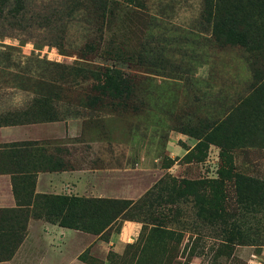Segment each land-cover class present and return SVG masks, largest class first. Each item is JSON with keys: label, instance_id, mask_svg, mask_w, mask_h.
<instances>
[{"label": "rangeland", "instance_id": "obj_1", "mask_svg": "<svg viewBox=\"0 0 264 264\" xmlns=\"http://www.w3.org/2000/svg\"><path fill=\"white\" fill-rule=\"evenodd\" d=\"M62 3L34 0L30 9L48 13ZM138 3L107 0L95 33L86 2V10L66 18L62 51L38 44L45 38L38 32L0 30V49L19 47L18 39L2 35L13 34L29 40L18 55L78 70L65 100L55 102L58 121L35 123L61 128L38 142L56 149L45 153L43 171L72 173L57 177L55 192L46 185L44 193L34 191L41 197L25 200L4 230L12 235L19 225L25 238L30 219L67 230L45 242L58 251L55 264H264V204H258L264 191V9L245 5L246 22L254 17L260 27L248 31V47L241 48L210 39L202 0ZM99 34L100 53L91 62L79 59L78 49ZM13 59L9 72L51 73L46 65ZM92 67L133 76L131 102L140 110L116 109L113 101L88 108L79 71ZM92 73L89 84H99L98 71ZM18 87L0 80L3 109L21 110L29 102L32 95ZM55 196L73 203L57 199L49 208Z\"/></svg>", "mask_w": 264, "mask_h": 264}, {"label": "trees", "instance_id": "obj_2", "mask_svg": "<svg viewBox=\"0 0 264 264\" xmlns=\"http://www.w3.org/2000/svg\"><path fill=\"white\" fill-rule=\"evenodd\" d=\"M63 3L59 7H54L48 13L44 12H33L30 9V5L34 3V0H0V30L8 32H20V35H24L30 32H38L45 37L48 41L42 39L38 44L52 46L57 49H62L65 47V32L67 31V19L71 18L73 14L79 9L86 10V2H89L90 7L93 10L94 15H92L93 23L98 26L95 33L101 30V24L104 19V7L107 4V0H61ZM138 1L134 0L135 4H139ZM202 8H204L205 15L207 18L204 20L208 22L210 28V39L214 42L220 44V46H238L241 48L248 47L247 35L248 31L251 29H259L260 25L255 22L253 17V23L251 21L248 23L245 20L244 9L245 5L254 4L255 7H260L264 9V0H202ZM143 5V3L141 4ZM252 20V19H251ZM211 24V25H210ZM205 29V26L202 27ZM10 38L18 39L19 47L12 45H6L3 49H0V80L2 82H13L22 91H26L32 95L29 102L21 110H6L2 108V102H0V127L4 126H21L29 125L40 122H55L58 121V110L60 106L55 104L56 101L65 100V95L68 90L65 87L71 85L70 79L76 74L78 70L74 68L62 65L58 63L48 62L46 60L39 59L38 57H25L23 55H18L20 53L19 49L24 46L28 39H21L20 36L5 35ZM45 35V36H44ZM206 41V39H203ZM101 51V34L99 37L93 38V40L86 41L78 49V57L83 61L91 62V58L96 56ZM13 58H24L27 62L35 63L38 66L40 64L46 65L47 68L51 70L49 75L45 73H39L31 69L26 71H13L9 72L11 69L10 63L14 61ZM10 66V67H9ZM87 68H89L87 66ZM83 70V69H80ZM92 70L98 71V75L101 76L99 84L92 85L89 84L88 75L92 77L94 74ZM83 73L81 76L82 80L87 84L86 91L87 94L82 99L84 104L93 109H100L106 106V102L113 101L117 102L116 105H111L116 107V109L121 110H131L136 113L139 111V107L134 102H131L136 98L135 88L136 81L133 76H126L117 69H109L98 67L91 68L90 70L79 71ZM264 78V77H263ZM260 80V79H259ZM259 82L255 85L257 86ZM264 84V83H263ZM260 85V84H259ZM258 85V86H259ZM91 93V95H90ZM65 112V111H64ZM66 114V113H63ZM223 115L219 116L215 125L219 129L223 123ZM35 144L29 143H14L7 145L6 149H9L10 156H28L32 153V147ZM199 147L201 144L199 143ZM46 165V163H44ZM60 165L53 166L51 168L54 171L56 167ZM19 173V172H18ZM27 171H21L24 174V178L18 177L12 179L13 194L15 196L18 206H25V200L28 203H32V198L39 199L41 196L35 195V175H25ZM20 174V173H19ZM28 176V177H27ZM250 183H263L255 178H248ZM32 182V183H31ZM258 204H264V191L259 195ZM51 206L49 208L55 209L56 200L60 204L71 205L73 203L72 199L67 197L55 196L52 197ZM51 200V198H49ZM34 201V202H35ZM55 201V202H54ZM77 201V199H76ZM53 205V206H52ZM21 229V230H20ZM18 229L16 236L15 234L7 235L6 231L3 229L0 231V262L8 261L15 253V250L19 244L24 239V227ZM6 236L7 238H4ZM13 237V238H12ZM239 235L234 237V240H238ZM247 238V242H253L250 237ZM255 239V237H253ZM233 237H227L230 242ZM227 241V242H228ZM10 244V250H3L6 244Z\"/></svg>", "mask_w": 264, "mask_h": 264}, {"label": "crops", "instance_id": "obj_3", "mask_svg": "<svg viewBox=\"0 0 264 264\" xmlns=\"http://www.w3.org/2000/svg\"><path fill=\"white\" fill-rule=\"evenodd\" d=\"M60 129L58 123L0 127V231L6 227V222L16 221L17 215L25 209V206L17 205L12 191L13 177L24 178L21 171H27L25 175H35V192L44 193L45 190H42L44 185L52 188V191L55 192V189L59 188L57 177L72 173L45 172L42 168L43 163H49L45 162V153L50 157L56 149H48L38 142L44 137L53 136ZM23 142H35L31 155L10 156L6 146ZM42 147L46 149L44 150ZM52 164L54 165V163ZM45 177L47 183H43ZM20 227L19 225L13 226L12 228L16 230L11 234L16 236ZM26 232L25 238L15 250L14 255L8 261L0 262V264H55L61 260L56 255L58 251L55 246L46 245L45 242L48 240L47 238H51V242H53L54 238L64 236L67 230L30 219L26 224ZM2 249L10 250V244L7 243Z\"/></svg>", "mask_w": 264, "mask_h": 264}]
</instances>
